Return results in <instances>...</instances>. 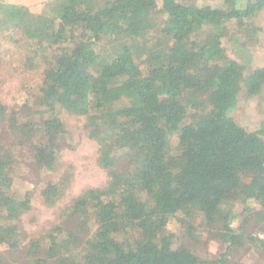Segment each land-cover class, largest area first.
Listing matches in <instances>:
<instances>
[{"label": "trees", "instance_id": "1", "mask_svg": "<svg viewBox=\"0 0 264 264\" xmlns=\"http://www.w3.org/2000/svg\"><path fill=\"white\" fill-rule=\"evenodd\" d=\"M262 10L264 0H0V66L10 49L21 76L46 65L33 98H0V127L54 174L68 131L61 111L84 117L108 176L27 241L26 264H235L248 249L264 264V236L248 231L264 224V122L249 129L233 115L242 98L262 93L264 66L231 57L223 42L234 26L243 46L255 43ZM13 152L0 144V264L4 250H21L22 215L33 208L31 193L11 191ZM64 188L45 180L42 200L62 201ZM196 214L225 245L220 255L174 243L171 221Z\"/></svg>", "mask_w": 264, "mask_h": 264}, {"label": "rangeland", "instance_id": "2", "mask_svg": "<svg viewBox=\"0 0 264 264\" xmlns=\"http://www.w3.org/2000/svg\"><path fill=\"white\" fill-rule=\"evenodd\" d=\"M182 2L194 3L197 5L210 4L221 7L224 0H180ZM247 0H238V5L243 7ZM53 6H45L43 11L51 13ZM253 24L261 30L255 32L254 41L247 46H243L245 36L242 32H237L234 26L230 27L223 36V42L227 48V53L234 58L239 55L244 57V63L250 67L264 66V10L254 19ZM159 31L151 32L150 38H156ZM155 36V37H154ZM12 59L7 60L5 66H0V74H5V78L0 79V98L8 103L19 102L22 105L26 98H33L36 93V86L44 78L46 65L42 64L31 72H25L24 76L15 72L14 65L18 62L12 53ZM144 67V66H143ZM5 81V83L3 82ZM36 108V107H35ZM40 109V108H39ZM61 117L66 123L67 134L61 140V157L64 166L61 170L53 174L44 172L32 164V154L28 145L18 150L15 148L14 139L8 131L0 127V144L13 149L15 157L19 158L16 166L19 172L11 185V191L23 196L26 193L32 195L33 208L22 215L21 234L26 240L21 243L20 251L4 250L5 264H26L24 259L26 253V243L31 238L39 237L45 229H49L61 214L62 208L69 204L73 198L81 194L90 187L103 185L107 180V171L98 163V143L91 139L84 128L85 118L61 111ZM237 121L249 129H257L264 122V89L261 94L250 98H242L238 108L233 112ZM37 120L41 121L40 114H35ZM188 118L186 123L190 122ZM178 142L177 135L171 137L172 146ZM16 143V142H15ZM128 162L123 161L120 165L127 167ZM65 172V173H61ZM62 177V178H61ZM45 180H56L64 183V194L62 201L54 204H46L42 200L41 188ZM189 223L194 226L193 232L189 230ZM168 230L174 234V243H184L200 256H218L225 250V245L219 239L217 232L213 231L204 223L202 215L196 214L191 218L187 217L179 221L173 219ZM248 231L257 232L264 236V224L253 221L248 226ZM261 253L257 250L239 251L232 256L235 264H262Z\"/></svg>", "mask_w": 264, "mask_h": 264}]
</instances>
